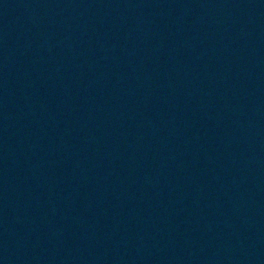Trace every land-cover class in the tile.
<instances>
[{
  "label": "water",
  "instance_id": "obj_1",
  "mask_svg": "<svg viewBox=\"0 0 264 264\" xmlns=\"http://www.w3.org/2000/svg\"><path fill=\"white\" fill-rule=\"evenodd\" d=\"M0 264H264V0H0Z\"/></svg>",
  "mask_w": 264,
  "mask_h": 264
}]
</instances>
